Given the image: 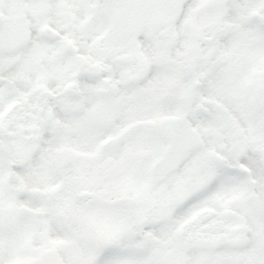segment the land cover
<instances>
[{"label":"flooded vegetation","instance_id":"af4514ba","mask_svg":"<svg viewBox=\"0 0 264 264\" xmlns=\"http://www.w3.org/2000/svg\"><path fill=\"white\" fill-rule=\"evenodd\" d=\"M63 2L69 6L62 7L55 13L56 23L59 24V27H56L50 22V17L45 10L28 7L26 0H14V3L7 5L4 0H0V17L16 16L23 26L30 22V15L41 17L43 22L40 23V32L52 33L60 37L58 43L39 41L25 69L11 77L12 87L8 95L5 96L0 93V126L11 123L12 120H19V128L24 133L23 137H18L15 130L9 129V135L14 138L6 143L0 141V172L3 171L0 174V189L5 187L7 192L13 194L16 188L17 193L22 190V185L14 177V170L15 168L16 171L22 170L20 165L23 163L21 160L23 158L20 157L28 152L30 156L25 161H50V169L54 173L55 183L61 175L64 176L70 185L64 192L67 195L76 193L85 206L96 197L93 194V191H96V181V188L100 193L107 189H113L116 194L118 191H122V193L132 195L134 190L129 189V186L135 183V179L133 180L130 176V170L134 169L133 165L143 163L144 166L147 161H154L159 157L161 149L166 146V143L148 134L144 127H139L130 140L121 143L112 152L102 148L101 144L106 138L120 134L128 125L139 122H159L166 117H186L200 132L204 141L213 142L212 140L217 141L216 139L220 138L234 146L236 145L234 142H237V134L234 133L233 129L222 134L219 132L218 137L213 132L216 128L225 129L220 125V118L216 117V114L212 122L206 123L198 116L194 107L184 108L185 94L180 88L182 78L172 79L171 82L168 79L163 80L151 94H141L132 98L115 97L105 88L82 86L80 76L83 69L85 67L100 68L103 64L101 53L104 51L116 52L123 59L138 60L139 63L136 64V68L137 70L142 69L147 60L145 53L141 49H133L131 45L125 42L124 37L130 26L137 24L151 13L148 9L135 6L133 0H113L116 6L104 9L72 7L71 4L75 0H63ZM95 2L99 3V0H95ZM204 2L225 5L209 14L211 18L215 19L213 24L208 25L209 27L212 26L214 31H216V23H220L223 27L221 32L228 30L227 33H230L233 24L237 27H241L243 24L257 31L261 40H264V33L254 22L249 20V14L254 10L247 9L235 12V15L243 14V19L240 22L227 18L232 13L227 7L229 0H204ZM263 2L264 0H259L261 7H263ZM258 12L264 14V8L263 11ZM210 17L206 20L207 24L211 21ZM61 28L66 29V31L61 32ZM233 35L235 36L234 33ZM89 36L91 37L90 40L87 39ZM242 63L234 62L235 65ZM261 63L257 64L258 70L256 72H245L243 87L239 89L241 93L248 92V89L251 88L247 85L251 86L252 83H255V92L251 90L258 95L256 102L264 101V88H262L264 67L261 66ZM227 64L232 66V63ZM216 74L225 78V82L234 76L232 70L227 72L226 77L219 72ZM214 82V85L212 84L205 89L207 93L214 90L217 79ZM170 87H173L175 89L173 92L176 91L178 95L176 107L171 105L173 111H168L166 108L170 104L167 94ZM69 93L74 95H67ZM57 96L64 97L61 114L46 108L47 99ZM196 102L199 103V101ZM211 103L216 105L213 99L210 100ZM46 110L62 131L58 139L45 145L44 151L40 153L42 146L34 135L36 125L33 121L37 119L39 112ZM252 110L253 112L258 111L251 109V113ZM117 118H120V123L114 124L111 131L103 136L94 134L93 129L98 125L113 124ZM29 132L33 134L29 135ZM248 144L245 143V146ZM223 145L215 146L212 144L211 151L219 153L225 160H228L229 156L221 150L225 149ZM38 150L39 156L33 160V154ZM20 151H23L22 155ZM56 161H65L66 163L65 165H58ZM106 161L116 162L108 165ZM121 167H123V172L119 170ZM122 174L125 177H122ZM208 175L209 165L205 160L190 174L178 176L181 192L184 194L191 186L197 184L200 176L207 179ZM87 178L94 180V183L85 184L84 180ZM10 186L11 188H9ZM147 189L146 204L149 209L146 212L151 215V218L141 224L136 217H132L134 223H139L142 227L151 222L153 206L157 208L160 205L163 210L166 206V201L162 200L163 192L161 199L157 196L159 190H154L153 195L152 189ZM19 195V203H21L22 192ZM215 205L206 206L205 212H214ZM114 210L116 215H119V205ZM201 215L196 219H203L204 216L201 217ZM239 220L240 218H238ZM114 221L118 222L119 218ZM108 224V220L101 218L99 221L67 222L63 226H68V229L87 228L96 230L95 233L91 234L95 236L98 245H100L104 242L105 226ZM6 226L7 224L0 222V229L1 227L6 228ZM150 229L148 228L147 231ZM16 235L13 234L11 239H16ZM0 238L1 240L6 239L1 230Z\"/></svg>","mask_w":264,"mask_h":264},{"label":"snow or ice","instance_id":"6c2138e0","mask_svg":"<svg viewBox=\"0 0 264 264\" xmlns=\"http://www.w3.org/2000/svg\"><path fill=\"white\" fill-rule=\"evenodd\" d=\"M4 2L7 5L14 3V0ZM133 3L151 13L130 26L124 37L133 49H141L145 53L147 60L142 69L136 68L138 60L123 59L116 52L104 51L101 53L103 64L100 68L83 69L80 76L82 86L105 88L115 97L132 98L151 94L161 81L185 78V73L205 65L210 52L219 55L230 47L231 33L214 31L206 23L210 13L225 5L205 3L204 0H133ZM26 4L32 9L45 10L56 27L59 24L56 23L55 13L69 6L63 0H26ZM71 6L104 9L116 5L113 0H99V3L95 0H75ZM259 6L255 0H229L227 5L232 12ZM29 21L21 36L10 38L11 23L6 17H0V93L5 96L12 87L11 77L25 69L37 43H58L60 40L57 35L40 32L43 18L30 15ZM63 31L66 29L61 28ZM197 57L198 63L195 62ZM63 99L62 96L49 97L46 108L61 114ZM214 119L215 113L208 122ZM33 122L36 125L34 135L41 146L55 142L61 135L62 130L50 118L47 110L39 112ZM119 123L120 118H117L113 124L98 125L93 132L103 136ZM19 124V120H12L0 126V141L6 143L14 138L9 135V129L15 130L18 137H23ZM188 134L191 142L161 164V171L171 169L172 174L180 177L190 174L205 160L209 165L208 178L191 186L172 207L170 222L178 229L175 242L181 248L179 264H264V146L252 141L244 149H221L229 151L230 157L228 160H218L211 154L214 141H202L195 129H189ZM163 136L169 138L167 133ZM38 156L39 151L33 154V160ZM236 156L251 166L254 183L249 182L247 173L232 166ZM31 162L23 167L27 168ZM240 186L255 191L257 200L254 207L245 210L243 219L235 221L243 225L238 231L225 224L222 212L193 220L185 226L198 208L216 204L228 191ZM147 228L159 232L161 226L152 224ZM140 238L139 235L136 237ZM126 244L127 241L123 239L102 242L92 264H153L151 241L143 249L127 247ZM7 259L5 255L0 259V264H5Z\"/></svg>","mask_w":264,"mask_h":264},{"label":"rangeland","instance_id":"374dc122","mask_svg":"<svg viewBox=\"0 0 264 264\" xmlns=\"http://www.w3.org/2000/svg\"><path fill=\"white\" fill-rule=\"evenodd\" d=\"M255 2L258 5L262 4L261 2H260L261 4L259 3V0H255ZM261 6L249 8L248 10H254L256 12L260 10L263 11V7ZM234 13L235 12H232L227 18L241 22V19H243V14L235 15ZM209 17L210 16L208 15V18ZM213 21L215 22V19L211 18V21L208 25L213 24L214 23ZM210 28L213 29L212 26H210ZM222 28L223 27L220 25V23H216L215 25L216 31L221 32ZM227 32L229 31L224 30V33H227ZM230 33H231V37H230V47L229 48L223 50L219 55H216L214 52H210L207 58V62L205 63L203 67L199 68L198 70L185 73V78H182L183 81L180 86V88L183 89L184 94H185L183 105H184V108H187L189 106L191 108L194 107L195 109V107L199 105V103L196 101H199L200 103H205L206 105L209 106L212 112L216 114V117L220 118V121H221L220 125L222 126L224 125L225 127H229L230 129H233L234 133L237 134V142H234L236 144L234 146L233 144H230L229 142H225L221 140L220 138H217L219 132L220 134H222L224 132L230 131V129H226V128L225 129L216 128V130L214 129L213 132L217 134V137H216L217 139L215 138L217 141L212 140V141H215V143H213L215 146H221L224 144L223 147L225 149H229V148L244 149L245 143H250L252 141H258L260 143V146H264V106H262V101H257V106L255 109H257L258 111L253 112L252 110V113H251L250 111L251 109L247 108L249 107L248 103L250 101L248 103L246 102L251 94L248 95L247 92L241 93L239 91V89L243 87V79H245V72L246 73L250 71L256 72L258 70L257 64L261 62H262L261 66L264 67L263 43L260 42L261 38L257 31H255L251 27H246L243 24L241 27H237L233 24L232 28L230 29ZM233 33L235 34V36L233 35ZM217 59L219 61L218 62L219 64L229 59L231 62H239V63L243 62V63L241 64V66L237 68L238 70L234 72V76L232 77V79H230L231 81L229 80L228 82H225V78H221L219 77V75L216 74L218 70L217 68L219 67L218 64L216 65ZM195 62L197 63L199 62L198 57L195 58ZM213 74H216V75H214L213 77ZM216 79H217V82L215 84L214 90L207 93L204 90V86L209 87V85L211 86L212 84L214 85L215 83L214 80ZM168 80L170 82L172 81V79H168ZM193 80L200 81L201 84L203 85V88L200 89L199 91H197V89H192L191 82ZM206 81H207V84H205ZM173 90L175 89L173 87H170L168 90L169 92H167L168 98H169L168 100L170 102V104L166 107L168 111L174 110L171 105L176 107V102L178 99V95L176 91L173 92ZM211 99H213L216 102V105L210 104ZM255 102H256V99L251 101L252 104H255ZM242 105L243 107L241 108V110L238 109ZM236 129H239V130H236ZM230 137H232V135H230ZM218 142H220V144H218ZM256 150H258V148ZM20 152L22 155L23 151H20ZM224 152L230 157L229 151H224ZM29 156L30 155L28 154V152H25L23 156L20 157V158H23L21 159L23 163L20 165L22 170L16 171V168H15L14 177L16 181H18V183L22 185L23 188L32 187V189L35 190L37 189L36 187L45 188V186L48 184V187H49L48 192L50 193L49 195H44V201H41L40 196L33 197L35 200L29 199V198L24 199V195L22 194L23 199H21L22 200L21 204L25 202L26 204H28L29 207H31V209L40 210L41 208L45 207L46 204L44 202H47L48 204H50L54 200V196H57V192L62 190L65 184H63L61 188H55L56 186L55 178L51 173L52 171L50 167L49 168L45 167L43 169L41 168V166L43 165V161H38V163L35 162V164H37L36 166L37 168L34 167V162H31L29 166L27 167V169H25V167H23V165H25L24 161ZM234 161L236 162L237 166H239L242 170L246 168L251 169L250 174L252 175L253 169L251 168L249 164L241 161L238 156L235 157ZM56 162L58 163V165H65L66 163L65 161H56ZM117 166L118 165L116 164V167ZM133 168H134L133 170H130L131 172L130 176L131 178H133V180L135 179V183L133 185L130 184L129 186V189L134 190L133 194L129 195L126 193H122V191H118L117 195H118L119 201L118 202L114 201V203L115 205H118V203L121 204V202H123V204L129 208L131 216L136 217L139 223L142 224V222L151 218L150 217L151 215L148 212H146L149 209L148 205L146 204V194H147L148 187L146 188L142 183L138 184V182H141L140 180L144 179L145 169H144L143 163L135 164L133 165ZM119 170L123 172V167H121ZM1 173H3V171L0 172V174ZM121 176L125 177L124 174H122ZM252 177L255 182V177L253 175ZM203 180L205 179H199L198 183L202 182ZM179 184H180V180L178 178L168 179L159 188H157L159 190L158 192L159 194H157L158 198L161 197V193L163 192L164 196H163V199L162 197L161 199L163 201H166L167 205L171 206V204H174L183 195V193L181 192V187H179ZM69 186L70 185H68V187ZM240 187H236V188L239 189ZM52 190H55V191H52ZM152 191H153L152 194L154 195V190ZM227 195H229V193H227ZM95 196L97 197L98 194H95ZM120 199L122 201H120ZM253 199L255 200L257 199L256 192H255V197ZM109 201L110 200H108V198L104 199L105 203H109ZM240 201L242 200L238 201V205L240 206V208L242 207L246 208L251 205L253 200L252 201L247 200V201H242V202ZM63 206L66 208L68 207L67 204H63ZM226 209H227V206H226ZM197 210H199L200 212L203 211L202 208H199ZM22 218H24V215H22ZM130 220L134 222L133 218H130ZM0 221H2L1 213H0ZM20 221L22 223L24 222V220H20ZM67 222L68 221H65L64 219L63 224H66ZM80 230H83V231H80ZM77 232L78 233L85 232V234L94 233L92 229L87 230V228H83V229L77 228ZM154 233H157V231L154 230V231L149 232V234H154ZM109 236L110 234L105 232L104 239L105 240L108 239ZM11 237H13V233L10 231L6 239L1 240L0 238V243H3L0 245V259H2L5 255L8 257V259L5 261V264H25L26 261L30 258L29 257L30 253H34V251L42 250L43 248V246L37 245L39 242L37 239H35L34 241H32V244H28L27 249L29 251V254L27 255V252H25L24 250V244L28 243L25 240V237L22 236L20 239H18L17 242H15V239H11ZM46 237L50 241L49 245H47V247L49 248L53 246L57 247V245L55 244L61 243L63 241L62 239L66 241V239L63 238V236H61L59 228L58 229L53 228L52 232L47 228ZM61 248L63 249V251L61 252L62 259L66 262L71 261L74 264H77V263L81 264L83 262L85 263L91 260V257H89V255L85 253L83 259L87 261L83 260L81 262L79 261V258L77 257L75 248L72 247L68 249L69 247L67 245L66 247L62 246Z\"/></svg>","mask_w":264,"mask_h":264},{"label":"trees","instance_id":"16d2710c","mask_svg":"<svg viewBox=\"0 0 264 264\" xmlns=\"http://www.w3.org/2000/svg\"><path fill=\"white\" fill-rule=\"evenodd\" d=\"M262 88H264V83L262 84ZM249 108L252 109V105L249 104ZM45 145L42 146V151H44ZM39 151V150H38ZM3 162V161H2ZM25 164L29 161H24ZM34 162V167L37 166L36 163L38 161H32ZM1 164V161H0ZM47 167V162L43 161V165L41 168ZM37 168V167H36ZM27 169V168H25ZM54 174V173H53ZM66 178L64 176H61L59 180L57 181V185L55 188H61L63 184H65L64 188L57 192V196H54V200L48 204L47 202H44L46 205L45 207L41 208L40 210L37 209H31V207L28 206L25 202L23 204L19 203L20 201V192L24 195V199L29 198L35 200L33 197H41V201H44V195H49L50 192H48V184L45 186V188H39L32 189L31 188H22L21 191L17 193L16 189L14 194L7 192L5 190V187H1L0 189V213L2 215V221L1 223L7 224L6 228L1 227V231L5 237L8 236L10 231H14L13 234H23L25 237V240L28 243L24 244V250L27 252V255L29 254L28 251V244H32V241L35 239L38 240L37 245L43 246V248L47 247L49 245V240L47 239V228L51 231V221H60L62 219H65V221H68L69 223L74 222H80V221H99L101 218L105 217L109 221V224L105 226V232L109 233L110 236L108 239L105 240L104 243L111 242L113 240H126L127 247L137 248V249H143L147 246V242L151 241L153 243V247L151 250V256L153 260V264H179V260L181 258V248L178 243L175 242V234L178 231L174 223L170 222L171 218V211L174 204H171V206L166 205V210L159 208L152 210V220L151 223L154 222L156 219V225L161 226V229L159 232L154 234H149L150 231H154L152 228L148 230L147 226L151 225L148 223L144 227L141 226L139 223H134L130 220L132 218L129 208L126 207L123 202L121 204L118 203L120 210L119 215H116L115 207L118 205H115L114 201H119L118 195L113 191V189H107L105 192H101L97 190V181H96V187L93 191V194H98L95 199L92 200L89 207H82L81 210L76 206V197L77 194L74 193L72 195H67L64 191L68 188V183L65 181ZM86 184L94 183V180H90L89 178L85 179L84 181ZM11 188V186L9 187ZM32 189V191H31ZM9 190V189H8ZM58 190V189H57ZM55 191V190H52ZM78 191V190H77ZM76 192V191H74ZM9 193V194H8ZM255 197L254 191H249L247 187L241 186L239 189L233 188L231 191L230 196L228 197V201L230 205H228L232 210L233 213L236 215L239 214L243 216V213L246 209H251L255 206L256 200L253 199ZM108 198L109 203H105L104 199ZM247 201V200H254V204L252 201V205L248 206L246 208L238 205V201ZM120 201H122L120 199ZM240 201V202H242ZM104 202V203H102ZM63 204H67L68 207H64ZM216 211L220 212L222 211L221 206H216ZM197 212L193 214L192 217L189 218L188 221L185 222V226L189 223H191L193 220H196L193 217H196ZM22 215H24V218H22ZM199 215V214H198ZM64 216V217H63ZM62 218V219H61ZM119 221H114L115 219H118ZM193 218V219H192ZM205 218V216H204ZM20 220H24L22 223ZM236 218H234L233 223H227L230 222L229 219H226V223L230 224L233 231H236L235 227L236 225ZM147 228L146 231H141L142 229ZM72 231H75L74 229H71ZM85 230V229H84ZM89 230V229H87ZM83 231V230H80ZM86 231V230H85ZM95 231V230H94ZM45 233V235H44ZM80 233H73L71 235H68L69 240L66 244L63 240L61 243H57V247L63 251L61 248L62 246L66 247V245L70 248H75V251L77 253V257L79 258V261H83V257L86 254L91 257V260L88 262H83L81 264H92V262L95 260L96 256L98 255L97 248L98 243L95 238H93L92 234L89 233L88 235L85 234V232ZM140 236V239H136L137 236ZM84 240L85 243L83 244L81 241ZM36 245V244H34ZM42 248V249H43ZM40 250L34 251V253H30L29 257L35 256L39 253ZM87 261V260H84ZM69 264H74L71 261L68 262ZM80 264V263H77Z\"/></svg>","mask_w":264,"mask_h":264},{"label":"water","instance_id":"95a60500","mask_svg":"<svg viewBox=\"0 0 264 264\" xmlns=\"http://www.w3.org/2000/svg\"><path fill=\"white\" fill-rule=\"evenodd\" d=\"M7 19L11 23L10 38H18L21 36L24 33L27 24L23 26L20 23L18 17H8ZM250 19L254 21L261 30L264 31V16L262 14L252 12L250 14ZM200 86L201 84L199 82H194V88L198 89ZM196 111L205 120H209L211 114L207 108L203 107L202 105H198L196 107ZM140 126H143L147 133L154 135L156 138L163 139L164 141H167V143L169 142L168 146L161 150L160 157L153 161L147 169L146 178L148 184L156 185L167 179L168 176L174 175L172 174L171 169L161 171V164L163 161L172 158L178 150L184 147L185 144L191 142V137L188 134V130L193 129V127L186 118H165L159 124L152 122L132 124L123 130L117 137L105 140L102 143V148L107 149L110 152L116 150V148H118L122 142L131 138L123 139V136L129 133H132L133 135ZM164 133H167L169 138H165L163 136ZM200 139L202 140L201 136ZM211 154L215 159L224 160L223 157L216 154L215 152H211ZM111 162L112 161H108V163ZM230 214V211L225 212V215ZM241 227H243V225H241L239 229ZM27 264H64V262H62L58 250L55 248H50L43 250L37 257L29 259Z\"/></svg>","mask_w":264,"mask_h":264},{"label":"bare ground","instance_id":"6f19581e","mask_svg":"<svg viewBox=\"0 0 264 264\" xmlns=\"http://www.w3.org/2000/svg\"><path fill=\"white\" fill-rule=\"evenodd\" d=\"M166 118H181V117H166ZM163 119H165V118H163ZM162 119V120H163ZM162 120H160L159 122H153V121H147V122H152V123H155V124H159ZM140 127H143V126H140ZM138 130V129H137ZM137 132V131H136ZM135 132V133H136ZM134 133V134H135ZM134 134L132 135V133H129V134H126V135H124L123 136V139H129L130 137L132 138L133 136H134ZM149 134V133H148ZM132 135V136H131ZM150 135H152V134H150ZM155 139H157V140H160V141H162V142H164V143H166V144H169V142L167 143V141H164L163 139H160V138H156L154 135H152ZM130 138V139H131ZM129 139V140H130ZM121 140H122V138H121ZM126 141H128V140H126ZM126 141H124V142H126ZM123 143V142H122ZM121 145V144H120ZM163 149V148H162ZM161 149V150H162ZM113 150V149H112ZM161 153V152H160ZM168 179V178H167ZM141 182H138V184L139 183H142L143 185H145V186H147L148 188H151L152 190H158L157 188H159L161 185H160V183H158V184H156V185H150V184H148V182H147V178H144L143 180H140ZM27 262L28 261H26V263L25 264H27Z\"/></svg>","mask_w":264,"mask_h":264}]
</instances>
